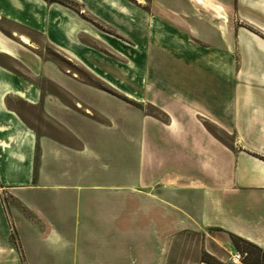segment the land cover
<instances>
[{
  "label": "crops",
  "instance_id": "0c3cea01",
  "mask_svg": "<svg viewBox=\"0 0 264 264\" xmlns=\"http://www.w3.org/2000/svg\"><path fill=\"white\" fill-rule=\"evenodd\" d=\"M73 1L0 0V264L264 250V0Z\"/></svg>",
  "mask_w": 264,
  "mask_h": 264
},
{
  "label": "rangeland",
  "instance_id": "374dc122",
  "mask_svg": "<svg viewBox=\"0 0 264 264\" xmlns=\"http://www.w3.org/2000/svg\"><path fill=\"white\" fill-rule=\"evenodd\" d=\"M53 2H58L61 3L65 6H68L69 8L79 12L81 9L80 5L76 3L73 0H51ZM136 1V0H132ZM200 1V0H198ZM236 1L237 0H226L227 8H228V19L231 24L235 23V11L234 8L236 6ZM86 19L89 21L93 20L88 14L83 13L82 14ZM95 20V19H94ZM95 23V22H94ZM97 24L100 25L98 22ZM101 30L103 31H109L107 27L104 25L100 26ZM39 42L38 48L42 53L46 54V58L50 61L51 63V75L48 76V79H61L67 78V79H78V80H83L88 83H92L95 85L99 86V89L105 90L107 92H110L114 95H117V97H121V99L126 102L130 103L131 105L134 106V103L122 96L121 94H118L117 92H114L113 89L106 87L102 82L97 80L93 75H91L84 67L81 65L77 64L76 61H72L68 59L66 56H63L59 52L55 50V48L48 46L46 43L42 41L37 40ZM67 75V77H65ZM54 81V80H52ZM49 88V87H48ZM55 89L54 87H50L49 89L46 90H51L53 91ZM136 106V104H135ZM138 106V105H137ZM237 250H242L247 252V256L243 260V264H264V255L262 252L257 251L255 248L251 247L248 244L239 242V246H237ZM203 259L207 260L208 262L216 264V260L209 256V255H204ZM225 264H229V262H225Z\"/></svg>",
  "mask_w": 264,
  "mask_h": 264
},
{
  "label": "built area",
  "instance_id": "2783aa9c",
  "mask_svg": "<svg viewBox=\"0 0 264 264\" xmlns=\"http://www.w3.org/2000/svg\"><path fill=\"white\" fill-rule=\"evenodd\" d=\"M247 253L242 250H235L229 255V264H243Z\"/></svg>",
  "mask_w": 264,
  "mask_h": 264
},
{
  "label": "trees",
  "instance_id": "16d2710c",
  "mask_svg": "<svg viewBox=\"0 0 264 264\" xmlns=\"http://www.w3.org/2000/svg\"><path fill=\"white\" fill-rule=\"evenodd\" d=\"M234 242L237 246H239V242H242V243H245V244H248L250 245L251 247L255 248L257 251L259 252H262V254L264 255V250L260 249L259 247L255 246L254 244L248 242V241H245V240H242L240 238H234ZM246 252V251H245ZM247 253V252H246Z\"/></svg>",
  "mask_w": 264,
  "mask_h": 264
},
{
  "label": "bare ground",
  "instance_id": "6f19581e",
  "mask_svg": "<svg viewBox=\"0 0 264 264\" xmlns=\"http://www.w3.org/2000/svg\"><path fill=\"white\" fill-rule=\"evenodd\" d=\"M21 39L24 41V42H27L28 39L25 37V36H21ZM29 42V41H28Z\"/></svg>",
  "mask_w": 264,
  "mask_h": 264
}]
</instances>
